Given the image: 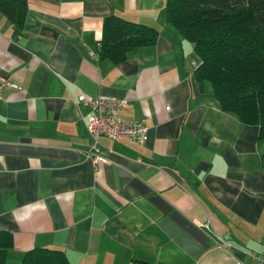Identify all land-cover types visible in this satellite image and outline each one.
I'll return each instance as SVG.
<instances>
[{
	"label": "crops",
	"instance_id": "crops-1",
	"mask_svg": "<svg viewBox=\"0 0 264 264\" xmlns=\"http://www.w3.org/2000/svg\"><path fill=\"white\" fill-rule=\"evenodd\" d=\"M166 0H27L22 34L0 15V233L5 264L34 248L72 264H257L264 258V145L258 127L221 111L194 71L192 44ZM158 33L114 66L99 60L103 20ZM124 99L143 143L98 139L77 97ZM169 107V110H165ZM226 244L222 250L218 244Z\"/></svg>",
	"mask_w": 264,
	"mask_h": 264
},
{
	"label": "trees",
	"instance_id": "trees-1",
	"mask_svg": "<svg viewBox=\"0 0 264 264\" xmlns=\"http://www.w3.org/2000/svg\"><path fill=\"white\" fill-rule=\"evenodd\" d=\"M0 15L20 36L27 0H0ZM165 20L192 44L200 60L196 82L207 85L221 111L244 125L258 127L264 145V0H166ZM158 33L115 15L103 20L96 47L99 60L114 66L136 50L154 46ZM12 247L11 234L0 233V264ZM20 264H72L62 251L34 248Z\"/></svg>",
	"mask_w": 264,
	"mask_h": 264
},
{
	"label": "built area",
	"instance_id": "built-area-1",
	"mask_svg": "<svg viewBox=\"0 0 264 264\" xmlns=\"http://www.w3.org/2000/svg\"><path fill=\"white\" fill-rule=\"evenodd\" d=\"M4 88L10 90L19 89L13 81L0 78V99ZM77 101L90 109V114L85 121V127L89 138L92 140V146L84 152V155L93 164L107 161L97 149L100 137H106L111 141L128 140L138 144L144 142L148 131L147 126L142 122L126 121L118 116L119 110L126 104L124 99L109 95H100L94 98L80 95L77 97ZM165 110L168 111L169 107H166ZM218 246L225 250L227 245L221 243ZM257 264H264V258H257Z\"/></svg>",
	"mask_w": 264,
	"mask_h": 264
}]
</instances>
